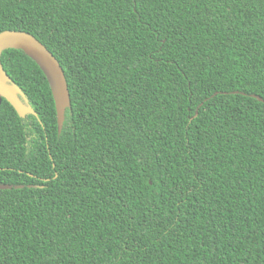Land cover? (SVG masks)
Segmentation results:
<instances>
[{
    "label": "trees",
    "instance_id": "obj_1",
    "mask_svg": "<svg viewBox=\"0 0 264 264\" xmlns=\"http://www.w3.org/2000/svg\"><path fill=\"white\" fill-rule=\"evenodd\" d=\"M71 93L5 71L0 264H264V0H0Z\"/></svg>",
    "mask_w": 264,
    "mask_h": 264
},
{
    "label": "water",
    "instance_id": "obj_2",
    "mask_svg": "<svg viewBox=\"0 0 264 264\" xmlns=\"http://www.w3.org/2000/svg\"><path fill=\"white\" fill-rule=\"evenodd\" d=\"M20 50L41 68L50 85L61 134L66 120V111L71 107V93L65 72L57 58L33 35L22 31H5L0 34V106L7 100L21 118L37 115L30 106L25 93L5 71L2 55L7 50ZM24 186L0 184V190L23 189Z\"/></svg>",
    "mask_w": 264,
    "mask_h": 264
},
{
    "label": "clouds",
    "instance_id": "obj_3",
    "mask_svg": "<svg viewBox=\"0 0 264 264\" xmlns=\"http://www.w3.org/2000/svg\"><path fill=\"white\" fill-rule=\"evenodd\" d=\"M3 102V101H2ZM2 104V103H1ZM14 108V107H13Z\"/></svg>",
    "mask_w": 264,
    "mask_h": 264
}]
</instances>
